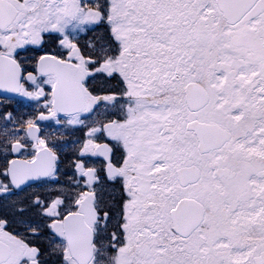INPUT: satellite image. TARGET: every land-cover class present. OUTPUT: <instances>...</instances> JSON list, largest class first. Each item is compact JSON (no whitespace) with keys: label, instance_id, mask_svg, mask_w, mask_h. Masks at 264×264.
<instances>
[{"label":"snow or ice","instance_id":"1","mask_svg":"<svg viewBox=\"0 0 264 264\" xmlns=\"http://www.w3.org/2000/svg\"><path fill=\"white\" fill-rule=\"evenodd\" d=\"M0 264H264V0H0Z\"/></svg>","mask_w":264,"mask_h":264}]
</instances>
